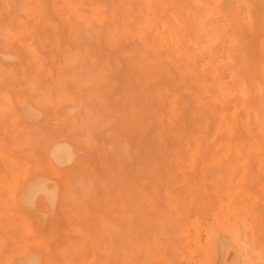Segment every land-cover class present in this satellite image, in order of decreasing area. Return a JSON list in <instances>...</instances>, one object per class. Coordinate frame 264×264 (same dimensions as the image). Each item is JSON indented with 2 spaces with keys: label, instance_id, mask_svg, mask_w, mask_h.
<instances>
[{
  "label": "bare ground",
  "instance_id": "1",
  "mask_svg": "<svg viewBox=\"0 0 264 264\" xmlns=\"http://www.w3.org/2000/svg\"><path fill=\"white\" fill-rule=\"evenodd\" d=\"M74 1L77 3L79 1V5H81V3L84 4L86 2L84 4V5H86V10H85V8L83 9L82 7H80L81 9L78 6L76 7V8H79V11H81L83 9L82 11L85 14L84 13H78L77 11H74V8H75V7L73 8V6H75ZM74 1L73 0H32L34 7H35V10H36L34 15H35L38 27H39L38 29L40 31V35L38 34L39 38H38L37 47L34 51L35 55H33L32 58L34 60L36 59L37 68H38L39 73L41 75H43L42 77L50 79L52 81L51 83H53V87L55 85L57 88L56 94H60V97L56 98L54 103L57 107L62 109V114L57 115L60 112V110H58V112L55 113L56 114L55 115L56 120H59V122H66V124L64 123L63 125H67L68 121L69 122L71 121L70 118H72V117L75 118L76 116H78L77 113H79V111H76L77 113H75L74 115H71L72 117L68 116V114H70V112H72L73 110L77 109L83 103V99H81V94L79 92H81V89L86 88L89 91H93V92H90L92 94H89L91 96L95 93H98V96H97V94L95 95V96H97V98H99L98 99L99 101H97L98 105H96V106H98V107L100 106L98 108V111L96 112V116L98 118V121H100L102 119L101 117H103V115H104V116H106L104 118H105L107 124H109L113 121H114V123H113L114 126L117 124L115 126L116 129L118 128L117 132L113 128L111 129L110 128L111 126L108 128L105 127V131L102 128L103 129L102 131L104 133L110 132L111 130L116 133L115 135H113L114 133L111 135L112 139H111L110 145H111L112 152H113L111 157L116 158L120 170L121 169L122 170L124 169V171L130 170L129 174L131 173V175L134 174L135 176L134 177L129 176L128 172L127 173L124 172L125 174L123 173V175L128 174L126 176H129V178L126 176L122 177L120 179H119L120 176L114 178V181L112 184L113 188H112L111 193L108 194V199L106 201V205H105L104 212H103V215H106L108 217L107 219H113V220L115 219L117 221V223L116 222L115 223L120 225L119 224L120 221H122L123 219L126 220V218L128 221L130 218L129 216L133 215L130 213H133L135 210L132 212V210L130 209L131 212H129V207H127L128 205H131L136 199L135 180H136L137 173L135 174L132 172L137 171L139 173L140 170L145 169L146 166L149 167L150 163H147L146 161H144L145 158H147V157L150 158V156H151L152 159H154V160L159 159L158 163L161 160L160 159L161 155H159V154H162L163 158H164L163 154H166L169 157L174 156V157H178V158H180V156H184V157L185 156L186 157L198 156L199 157L200 155L203 154L202 157L204 159V156L208 155V154L211 156H213V155L215 156L216 154H218V155L220 154L224 157H231V156H243V157H245L248 155H252L254 153L264 157V0H205V3L208 6H210V7H207L208 10L213 11V12L215 11V12L212 14L209 12L205 16L199 17V18H200V20L206 19L208 22L209 28H206L204 26V24L201 25L202 22H200V26L189 25L190 23L188 24L187 19H188V21L190 19L196 20L198 15L197 14H189V15L185 14V16L184 15L183 16L184 17L187 16V17L186 18L182 17V18H184V20L186 19L185 21L187 23H185V25L186 24L189 25L188 27H187V25L185 26V31H184L183 27L181 26V19L179 18L178 15H174L171 17L166 16L167 10H171V9L168 8L167 10H165L164 13H165L166 17L164 19H163V16L159 17V15L157 13L158 1L157 2H151V3H145L144 7L142 5V8H141V6L138 7V4L141 5L143 3L141 0H138V1L137 0L127 1L126 0L127 2H125V0H97V4H96L97 7L92 8L93 10H91V11H89L87 9V5L91 6L90 4H93V1L88 0V1H91V3H89V4L87 3L88 1H86V0H82V1L81 0H74ZM175 1L177 2V0H175ZM175 1H173V3H175ZM178 1L181 2L183 0H178ZM186 1H184V4L187 3ZM133 2L136 6V9H135ZM140 2H141V4H140ZM180 2H178V4ZM127 4H129V6H125ZM178 4L175 3L174 6L178 5ZM182 4H183V2H182ZM187 4H189V0H188ZM198 4L199 5L202 4L201 0L198 1ZM11 8H12V6H11ZM138 8H140V9H138ZM173 9L176 10V7ZM6 10L8 11V8L7 9L2 8L0 10V18L4 14V11H6ZM11 10L12 9H10V11ZM177 11H178V9H177ZM7 13H6V15H7ZM142 15L143 16L145 15V16L142 17ZM10 17H11V15H10ZM10 17L8 16V18L6 20L4 19L5 21L3 23L1 22V24H0V61H1V59H3V60L14 59L15 60V58H17V56H18L17 54H13L14 52L13 53L9 52L10 49L8 50V48L7 49L2 48V47H4L5 40L8 42V40H11V39L16 40L17 39V34H16V32H14L15 29H14L13 24H14L16 18H18V17H16V16H14V18H10ZM26 27L27 28H25V29L27 30L28 26H26ZM23 28L24 27L22 25V29ZM106 33H107V36L109 37V39L111 38L112 40L110 39V41H109L107 39V36H105ZM103 36H104V38H103ZM119 36H122V37H119ZM32 38H34V40H36L35 37H32ZM119 38L120 39L121 38H128V40H129V38H132L131 42H129L130 40L127 41L131 45H132L133 41H134V43H137V44H139L140 42L143 43L147 47V49L149 50L148 53H146V51L143 50L144 54L147 55L150 52L151 55L150 54L148 56L142 55L141 57L132 61L130 66L129 65L125 66V67L129 66V68H131L134 71L133 76H131V77L135 78V76H136V78L134 80H137V83H139V84H135V86L136 87L139 86L137 88L141 89V91L139 89H136L134 87V85L131 86L134 88L135 92L137 91V94H135V92L131 93V90H130L131 95L128 96L129 93L127 94L128 98H126L125 102L131 101V102H129V105L124 106V107H120L122 105V102H123V101H121V99H119L120 103H119V101L117 102V100H116V103H114L115 100L114 101L111 100V101H113V102H111V103H113L112 106L113 105H115V106H113L114 109H112V108L110 109V106H108L109 102H107V99L109 97L108 98L105 97L106 98L105 99L103 96H105V94L108 93L107 91H109L114 85V78H117L114 76H115V72L119 71L120 61H118V58H116L115 55H113V53L112 54L106 53V52H103V50H105V47L113 46L115 44L117 45V44L121 43V41L125 40V39H121V41H119L120 40ZM102 39H105V41H103ZM106 39L109 42H107ZM34 40L31 43H34ZM135 40H136V42H135ZM125 42L126 41H123V43L120 44L121 48L123 47V45H125V46L128 45L127 42L126 43ZM15 43L13 44V42H12V45H15L14 48L17 47L16 46L17 44H15ZM221 44L223 46H225L227 51H229L230 55H228V57L222 58L223 56L222 57L217 56L219 54V47L221 46ZM8 45H9V43H8ZM34 46H36V45H34ZM135 46H133V47H135ZM138 46H141V44H139ZM120 47L117 46L116 49H119ZM21 48L22 47H19L18 49H21ZM112 48H114V47H112ZM127 48H128V46H127ZM168 48L178 58L179 57L190 58V56H191L190 54L193 51H195L198 55H200V54L210 55L211 59L213 60L212 62L216 63L218 68H220L222 71L228 72V81H226V83H225L223 81V79L221 78V76L217 75L216 76L217 87H218L217 89H216V85H214V84H213V86H215V87L205 85L203 88V89H205V91H204V93L202 92L204 94L203 95L204 97L202 99V97H201L202 96L201 95L202 94L201 93L202 87L198 86L200 88L199 89L196 86L198 88V90H200V91L197 90L195 95L199 94L201 96L197 97L194 95L193 96L194 98H192V94H191V92H189V90L194 91L195 87L193 84L200 83V82H198L197 80H195V82H194V80H192L193 83L190 82L191 85L190 84L187 85V86L190 85L189 87H192V88L194 87L193 90H192V88L189 89V87L185 86L183 83L188 81V79H192L194 77L196 78V75L198 77L196 79H200L201 77H203L202 76L203 74H201V76H198V74H197L198 73L197 72L198 71V65H196L197 63H194L192 65L187 64L189 66L195 65L194 67H195V70H197V71L193 70L194 67H192V68L187 67V65L185 66V65H183L184 63H182V64H180V65H182V66H180V69L182 68L181 71H183V69L186 70V68H187V70L185 71V73H183V72L180 74L177 73V75L179 76V79L176 78L174 75L175 74L174 69L173 68H172L173 70L169 69V67H170L169 66V60L167 59V57H165V56L169 55V54H167L168 52L165 53V55H164L165 49H168ZM49 49L50 50L52 49V53L50 55V58L54 59L51 61L53 64L52 67H47L46 65L49 62L45 63V61H44L48 57L46 55H47V53L50 52ZM140 49L142 50V48H140ZM152 53H153V55H152ZM118 55H120V54H118ZM170 55H172V54H170ZM193 56H195V55H193ZM97 57H99V59H102V60H100L102 64L101 63L100 64L101 65L104 64V66H105L104 69L106 71L100 70V72H98V73H95V74L93 73V76L86 74L87 72L83 71L85 69L84 67H86L89 70L91 67H94V66H95L94 70L97 66L99 67V63H98V65L96 63V62H99V59H97ZM168 57H170V56H168ZM19 58H21V57H19ZM218 58H220V59H218ZM95 59H96V62L92 63L91 67L85 66L87 64H90L89 62H91V60H95ZM124 59H126V58H123V60ZM172 59H170L171 61H173V62H171V65H173V63H174V57H172ZM10 62L7 64L12 63V62L11 63ZM15 62L17 64V60ZM175 63H177V62H175ZM5 64H6V62H5ZM58 64H60L59 66L62 65L61 67H63V68L62 69L60 68L59 73H56V76H55V73H53V72H55L53 66L58 65ZM126 64H127V62H126ZM175 65L176 64H174L173 66H175ZM1 66H2V64L0 65V67ZM104 66H102V68ZM183 67H185V68H183ZM122 68L125 70L124 66ZM90 71L93 72V68H91ZM171 71H173L174 74H172ZM194 71L197 73H194ZM83 73L86 74L87 81H85L86 79L85 80L83 79L84 81L80 84H78V82H77V84H78L77 85L76 81L79 80V76ZM123 73H125V71ZM189 73H193V74L190 75ZM187 74H189V75H187ZM41 75L38 78L39 81H41V78H42ZM116 75H117V73H116ZM121 75H123V74H121ZM137 75L138 76L141 75V76L138 77ZM192 75H193V77H192ZM119 76H120V74H119ZM88 78H91V79L88 80ZM120 79H122V78H119L118 80H120ZM118 80H117V82H118ZM123 80H125V79H123ZM208 80H209V78H208ZM80 81H82V79H80ZM141 81H142V83H140ZM211 81H213V80H211ZM132 82H134V81L132 80ZM126 83L127 82H125V84ZM120 84H122V82L118 83V85H115V86H118V87L120 86L122 89L123 85H120ZM181 84L184 85V87H180L179 85H181ZM49 85H51V84H49ZM127 85H130V84H127ZM142 85L145 86L146 90ZM197 85H200V84H197ZM115 86H114V88H115ZM43 88L44 87H42V90H40L42 93H44ZM129 88L127 86V89H129ZM116 89H117V87H116ZM212 89H213V91H211ZM187 90L189 93L185 92ZM215 90H217V91H215ZM123 92H124V90H123ZM215 92H217L216 95L218 96V98L221 97V99L226 100L228 103H230L232 105L234 111L232 112L231 116H227L226 114H223L221 112L218 114V111H220V109H221L220 108L216 114H215V112H213V114H215V115H214L213 119L211 120V123L207 122L205 124V123H203V121L205 119L203 116V113H205L204 115H207L205 108L209 107V109H211L213 107L210 108V106H212L210 104L212 102H213V105L216 103V101H214L212 98V96L214 95L213 93H215ZM7 93H8V91H6V90L0 91V109L1 110H4V109L5 110L6 109L11 110L15 106L14 108L18 109V107H19L20 108L19 110H23L25 112V115H23V116L21 114H19V115H21V118L26 119L24 121L25 123H23V120L21 118H19V119H21V121L18 119L19 123L20 124L23 123V124L19 125L18 120H17V124H16L17 128L18 127L20 128L24 124H26L27 120H33V121L38 120V123H39V117H40V115H42V114H40V113H42V109H41V107H39V105H36L35 103L33 104L31 101L29 102V100L22 99L21 95L17 96L15 99L8 98V102H7L5 100ZM16 93L18 94V92H16ZM84 93H86V92H84ZM99 93L103 94L101 97V100H100L101 95ZM125 93H123V95H125ZM22 94H24V93H22ZM118 94H122V93L118 92ZM118 94H117V97L119 96ZM136 95H138V96H136ZM216 95H214L213 97H216ZM85 96H86V94L84 95V98L86 99ZM125 97L126 96H124V98ZM24 98H26V97H24ZM120 98H121V96H120ZM204 100H206V102ZM52 101H53V99H52ZM101 101H102V103L103 102L104 103L99 104ZM106 102H107V105L104 106V108H103L102 106L105 105ZM84 103L86 105L89 104V102L88 103L84 102ZM111 103H109V104L111 105ZM117 103H119L118 106L116 105ZM83 104L81 106H83ZM101 107H102V109H100ZM214 107L215 108L217 107L216 109H218L219 105L214 106ZM81 108H84V106ZM81 108H80V112H81ZM117 108H119V109H117ZM64 109L67 110L68 114H65ZM238 109H242L245 113V121L244 122H240L237 119L236 114H237ZM222 112H223V110H222ZM47 113L49 114V112H47ZM99 113H101L102 115H100ZM196 113L199 114V116ZM207 116L209 117V115H207ZM99 117L101 118L100 120H99ZM15 118H16V116L14 114H12V119H15ZM187 119H188V121L192 120L191 122H193L195 125H193V126H192V124L189 125L190 122H187ZM200 120L202 123L200 122ZM98 121L96 123H98ZM115 121H116V124H115ZM186 122L189 124H186ZM31 123H32V121H31ZM33 123H35V122H33ZM71 123H72V127H73V125H75V124H73V122H71ZM96 123L93 124V126H96ZM28 124H30V123H28ZM98 124H100V122ZM1 125H2V123H1ZM152 125H155L157 128L159 126L158 130H160V131L158 133L156 131L157 129L154 130V131H156V133L158 135H156L154 133L152 134L154 136L151 135L152 137H154V138H152L154 141L156 139L157 140L159 139V140L155 141V142H152L153 140L150 141V143L152 142V145L150 144L152 147H149V146L147 147V144H146V147L149 148V149L145 148L148 150V151L146 150V152H145V149L141 150V148L140 149L137 148L138 151L134 155V153L131 151V146L133 147V145L135 146L137 144H141V141L143 140V138L145 140V141H143V143L145 145L146 136L150 135V134H148V131L150 133V131L152 129L150 126H152ZM39 126L42 127V125H39ZM98 126H100V125H97L96 129H99ZM188 126H191L193 128L190 130V128H188ZM16 127H15V129H17ZM62 127L65 128L64 126H62ZM30 128L31 127H29V129ZM63 128L61 131L59 130L58 132H64L66 128L65 129H63ZM245 128H250V129H256L257 128L259 130L261 129L260 130V135H261L260 138L262 141L252 142L250 140V136H248V135H246L247 139L243 138L242 133H243ZM109 129H111V130L109 131ZM48 131L49 130H47V132ZM22 133H24V132H22ZM58 134L55 133V137H58V136L62 137V135H58ZM135 137L142 138V139H140L141 140L140 142H139V140H136L137 144H134L135 143L134 142ZM133 138H134V141L131 140ZM256 138H258V137H256ZM55 139L58 140V138H55ZM150 139H151V137L149 136V140ZM62 140H63V142L61 143L59 141L57 142L56 140H55L56 141L55 142L53 139L52 143L43 146L44 150H39V151H35V152L31 151L30 152L27 160L30 162V164L31 163L32 164L29 167H27L26 172H27V175L29 173H31L33 175L39 176V180L37 183H32L30 185L26 184L27 183L26 180L23 181V184L20 185L21 187H19L22 189H21L20 200L18 202L20 204L24 205V207L28 206L29 208L33 207L36 203H37L36 205L39 207H40V205L42 206L44 203L47 205L46 209H44L43 207H40V208L41 209L43 208L44 210L42 209V211H44V212H45V210H46V212L47 211L50 212V215H51L54 212V210H56V208L58 209V207L61 205V204H59L60 202L58 203L57 194L55 192L57 190V188H60L62 190V193H64V196L62 194V197H64V203H63V200L61 203H63L64 206L66 205L65 209L67 207H72V208H69L67 212L72 213L75 209H77L79 211L78 212L75 211V213H78V215H80V212L82 213L83 211H80L81 207L79 209L77 207H75L77 200H76V202H74V200H75L74 198L76 197L78 199V197L81 196V195H79L80 193H79V189H78V187L81 186L79 183L80 182H81V184L84 182L86 183V181H84V179H81L82 181H79L78 179H76L77 176H79V175H76L75 176L76 178H75L73 176L74 174L72 175V173L69 172V171H71L70 169H66V170H68V172L71 173V175L68 174V172L66 173V175H64L57 168L64 166V165H67V163H71L73 161H74L73 165L78 164L80 162V159L83 158V156H82V158L78 159L79 161L74 160V159H76L74 157V153H73V147L74 146L70 145L67 141H64L65 139L62 138ZM168 140L169 141L171 140L170 143H168ZM244 140H247V142H244ZM132 141H133V143H132ZM182 142H184V144ZM147 143H149L148 140H147ZM184 146H186V147H184ZM136 147H139V145ZM154 151H156L157 155L159 156L157 159L153 158V157H155L154 154L156 153ZM32 154L34 156H37V157H34V156L32 157ZM43 154L49 155V158H50L49 163H45L44 161H41V160H43L42 158H44ZM93 154H94V152H93ZM81 155H82V153H81ZM83 155H84V158L85 157L88 158V156H85L86 155L85 153ZM31 157L33 158V160H34V158H35V160L37 158L38 159L36 161L35 160L34 161L29 160V159H31ZM202 157H201V159H202ZM134 158H136L135 159L136 161L134 160ZM182 158L183 157H181L180 159H182ZM183 159H182V161H184V162L182 164L185 163V160H183ZM222 159L223 158H220L221 163H222ZM88 160H89V158H88ZM137 160L142 161V163H137L138 162ZM172 160H173V158L171 159V161ZM177 160H179V159H177ZM233 160H235V158H233ZM81 161L83 162V160H81ZM147 161H149V160H147ZM161 161H163V160H161ZM166 161H167L166 163H168V160H166ZM179 161H181V160H179ZM82 162H80V163H82ZM230 162L231 161H229V163H228V161L227 162L225 161L224 164L225 165L230 164ZM90 163H91V161H90ZM134 163H137V164L134 165ZM161 163H164V162H161ZM166 163H165V165H166ZM87 164H88V166L92 165V163L91 164L87 163ZM87 164H84L85 168H84V165L79 164L85 169V172L82 171V173H81V171L77 170V169H76V171H78V172L80 171L79 174H82V176L88 174L87 171H88L89 167H87ZM138 164L142 165V166L140 167V169L136 170V168L139 167ZM133 165H134V167L137 166L136 168H134V171H133ZM178 165L181 166L180 163H178ZM215 165H213V166H215ZM223 165L219 166L220 168L222 166V168H223V169L221 168L222 170H224L226 166H228V168H230V166H232L231 164H230V166L229 165L223 166ZM234 165H236V164H233V166ZM246 165H248V164H246ZM249 165L252 166V164H249ZM114 166L118 167L116 165H114ZM77 167L78 166H76V168ZM82 167H80L81 170H83ZM148 167H146V168L148 169ZM215 167L217 168V166H215ZM66 168H69V167H66ZM156 168H157V166H156ZM162 168H163V166H161L160 169H162ZM168 168H169V166H168ZM194 168H195V166H194ZM196 168H197V165H196ZM209 168H211V167H209ZM220 168H218V169H220ZM228 168H227V171L229 172ZM71 169H72V172L75 170L74 167ZM147 169L144 172H146ZM218 169H217V171H218ZM117 170H118V168H117ZM122 170H121V172H122ZM149 170L147 172L150 175ZM166 170H169V169H167V167H166ZM248 170H250V169H247V171ZM163 171L164 170H162L160 172H163ZM172 171H173V169H172ZM215 171H216V169H214V172ZM252 171L254 173V170H252ZM142 172H143V170H142ZM142 172H140L141 175H143V173H144V172L143 173ZM222 172H224V171H222ZM158 173H159V171H158ZM89 174H90L89 177L92 176L91 173H89ZM92 174H93L92 178L93 177L95 178L94 175H96V172H94V170L92 171ZM166 174L167 173H165L163 175H166ZM246 174H248V172ZM27 175L25 177L26 179L28 177ZM190 175H191V173H190ZM257 175H256L255 179H257L258 177L264 178L263 177L264 173L261 176H260V174L258 176ZM68 177L70 179H68ZM85 177H87V176H85ZM138 177H140V176L138 175ZM71 178L72 179L75 178L76 180L79 181L78 185L76 184L77 186L74 185L76 187V189H78L77 192H76V190H74L75 187L72 188V184H75V183H73V180ZM92 178H90V179H92ZM134 178H135V180H134ZM161 178H162V176H161ZM75 179H74V181H75ZM99 179L100 178H98V175H97L96 181ZM153 179L154 178H152V180ZM155 179H158V177H156ZM162 179H164V177ZM49 180H51V182L53 181V183H54L53 191H52V189L50 190L47 187V183ZM93 180H95V179H93ZM93 180L90 181L88 179L87 183H86L87 186ZM137 180H138V178H137ZM214 180H215V178H214ZM217 181H218L217 184L219 185L220 180H217ZM246 181H247V178H245L244 183H246ZM51 182H49V183H51ZM95 182L94 181L92 182L94 186H95ZM102 182H100V183H102ZM141 182H142V180H141ZM155 182L153 181V185ZM160 182H161V180H160ZM92 183L90 185H92ZM140 183H138V185H137L138 187L140 186ZM172 183H174V182H172ZM86 184H83V186H86ZM97 184H98V182H97ZM161 184H162V182H161ZM147 185H148V183H147ZM149 185H148V187H149ZM87 186H86V188H87ZM97 186H95V188ZM141 186H142V184H141ZM181 186H182V184H181ZM97 188L100 189L99 186ZM142 188L143 187H141V189ZM143 189H145V188H143ZM87 190H88V188L86 189V191ZM81 191L82 190H80V192ZM89 191H90V189H89ZM89 191H87L88 194H89ZM98 191L95 190V192H98ZM84 192H85V190H84ZM77 193H79V194H77ZM216 193H215V195H216ZM76 194L79 196L77 197ZM74 195H76V196L74 197ZM185 195H187V194H185ZM210 195H208V198ZM82 196H84V195L82 194ZM189 196H191V195H189ZM88 197H89V195H88ZM203 197L204 196L201 195L202 200L204 199ZM84 198L86 199V195ZM210 198H211V196H210ZM199 200H200V198H199ZM186 201L188 202V200H186ZM38 202L40 203V205ZM16 203H17V201H16ZM81 203H83V201H81ZM81 203L77 202V204H81ZM185 203L183 201V204H185ZM188 203H190V202H188ZM201 203H203V201ZM207 203H208V201H207ZM193 204H194V202H193ZM194 205L196 207L197 204H194ZM204 205L205 204L203 203V206ZM73 206L75 207L74 210H73ZM79 206H82V204ZM207 206H209V205H207ZM61 207H59V209ZM175 207H177V206H175ZM175 207L173 209H175ZM190 207H192L194 209L193 205H190ZM198 207H199V205H197V208ZM200 207H202V204L200 205ZM204 207H205L204 210H202V208H200L201 212L202 211L205 212L206 206H204ZM192 208H189L190 209L189 211H192L194 213L195 211L191 210ZM41 209H39V210H41ZM209 209H210V207H209ZM218 209H220V206H219V208L217 207V210ZM23 210H24V208H23ZM81 210H83V209H81ZM178 210H179V208H178ZM195 210H196V208H195ZM20 211H22L21 208H20ZM88 211H90V210H88ZM90 212H92V211H90ZM201 212H198V213L201 214ZM24 213H26V212H24ZM33 213H35V211H33ZM41 213H43V212H41ZM64 213H66V212L64 211ZM75 213H72V214H75ZM176 213H177V211H176ZM189 213H191V212H189ZM205 213H203V215ZM212 213H214V209H213ZM215 213H216V211H215ZM31 214H28V216L25 215L26 218L28 217V220L25 219V222L27 220V222H30L32 224L31 218L33 215H31ZM83 214H85V211L83 212ZM83 214H81V215H83ZM86 214H87V212H86ZM38 215L39 214L37 213L36 218L39 217ZM58 215H60V214H57V215L54 214L53 218H55V217L61 218V216H58ZM66 215L69 216V214H66ZM87 215H89V214H87ZM209 215H211V214H209ZM34 216H35V214H34ZM211 216H209V217H211ZM215 216H217V215H215ZM215 216H213V217H215ZM188 217H191V215ZM213 217H211V218H213ZM56 218H55V220L57 221ZM74 218L75 217L67 218V221H69L71 219L72 223H73ZM87 218H89V217H87ZM199 218H201V217L198 216V219L195 217L196 220L194 219L193 221H195V223L200 222L201 220ZM40 219H41V217H40ZM47 219H46V222L48 224L52 223V222L48 221ZM77 219L78 218H76V220ZM191 219H192V217H191ZM58 220H59V218H58ZM79 220H77L76 223H78V221H79V223L87 224V223H85L87 220H85V222L81 221V219H79ZM63 221H64V219L62 221H60V223H62ZM89 221H91V219ZM127 221H126V225H125V221L123 223L121 222L122 223L121 225L127 226L128 222H130L128 224H131V225L133 224V222L131 223L132 220H129L128 222ZM58 223H56V224H58ZM222 223H224V221ZM244 223L246 225V222H244ZM56 224L54 223L55 226H53L54 229H52L53 236L55 239L51 237V239H53V241L50 242L51 244L47 243V245H45V244H43L45 242H43L42 244L40 243L41 244L40 247H39V245H36L35 246L36 249L34 248V246H30L33 248H28L29 246L28 247L25 246L23 251H22L21 257L19 258L20 260H22L21 264H61V262H58V260H56V258H58V256H59V254L62 255V257H63L62 260L64 259V261H65V262L63 261L62 264H84L85 263L84 261H86L88 258L91 259V257L89 256V255H91V251L90 252H88V251L90 249H92L94 251L95 248H96V250H95L96 254H97V252H101L102 261L99 258V262L101 264L102 263L103 264H135V261H137V259L135 260L132 248H131V250H132L131 252L124 253L120 256L119 255V249L114 246L116 243H114V245L112 244V245L107 246V247L106 246H102V247L98 246V248L100 247L99 248L100 250L97 249V247L95 245H94L95 248H93L92 244H95L97 242V240L94 243H93V240H92V242H90L91 237L90 238L87 237L88 233L86 235L87 238L85 237V240H86V241H84L85 243L81 242V240H80V243L84 244V245H82L83 248H85L87 245V249L86 248L84 249L87 251H85V252H83V250L81 251L80 249H83V248H81L82 246L77 247V245L72 246V247L69 245L64 250V249L60 248V247H62V245H60L59 243H58L59 244L58 245L56 243L58 240L57 236L59 234V231L57 230V228L59 229V227H57L58 225H56ZM70 224H71V222L69 221L67 225L69 226ZM87 225H89V224H87ZM131 225H129V227ZM134 225H136V224H134ZM184 225L186 226V224H184ZM188 225H189V223H188ZM23 226L26 227V228L23 227L24 230L25 229L27 230V228H29L26 223ZM68 226H66V227H68ZM70 226H73V225L71 224ZM224 226H225V224H224ZM31 227H34V224ZM36 227L38 228L37 224H36L35 228L32 229L33 233L37 232L39 230V229L36 230ZM73 227H76V226H73ZM92 227H90V228L93 229ZM131 227H133V225ZM243 227H244V225H243ZM85 228H86V226H85ZM122 228L124 230L125 227H122ZM185 228H187V227H185ZM45 229H46L45 227L42 228L40 230V232L41 231L44 232V231L48 230V228L46 230ZM131 229L132 228H130V230ZM253 229H254V227H253ZM24 230L22 229L21 232H24ZM50 230H51V228H50ZM66 230H67V234L70 235L71 233L69 232V230L68 229H66ZM186 230L188 231L189 234L197 235V226H195L194 224L193 225L191 224L190 227H188ZM83 231H85L84 227H83ZM87 231H89V230H87ZM135 231H132V232L134 233ZM245 231H248V230L246 229ZM52 232H51V234H52ZM46 233H48V232H46ZM79 233H81V230L78 231V234ZM125 233H128V232H125ZM141 233L143 234L144 231L142 230L140 232V234ZM254 233H256L255 230L253 231V234ZM56 234H57V236H56ZM85 234H86V232H85ZM23 236H25V232L23 233ZM47 236H46V239L49 237V236L48 237ZM61 236H63V235H61ZM129 236H132V235H129ZM136 236H135V238H136ZM197 236H199V235H197ZM64 237H66L68 239L70 238V240L73 239L72 237H69V236H63V238ZM127 237H128V235H127ZM254 237H252V238H254ZM66 238L64 240L65 242L68 241V239H66ZM81 238H83V236H81ZM132 238L133 237H131V239ZM246 238H247V236H246ZM24 239L28 240L29 238L24 237ZM46 239H44L43 241H45ZM61 239L59 238V240H61ZM250 240H249V242L252 243ZM64 241L62 244H66ZM183 242H185V241L183 240ZM53 243L55 245H53ZM172 243L173 242L169 243V246L172 245ZM88 244H90V245H88ZM184 246L188 248L187 243L184 244ZM258 246L259 245H257V248H258ZM142 247H143V245H142ZM142 247H141V249H143ZM170 247H172V246H170ZM253 247H255V245ZM67 248H68V250L71 248L69 252L66 251ZM33 249L38 250V251L40 250L43 254H45L44 257H42L43 255L41 256L39 254H35L36 251H34ZM255 249H254V251H255ZM262 250H264V249L262 248ZM151 252H152V250H151ZM57 254H58V256H57ZM87 255H88V257H87ZM97 255L94 254V257H96ZM101 255H100V257H101ZM83 257H85V258H83ZM140 257L142 258V256H140ZM214 257H215V255H214ZM263 257L261 256V258H263ZM244 259H245V257H244ZM97 261L98 260H96V262ZM94 262H95V260H94ZM99 262H97L96 264H98ZM90 264H91V262H90Z\"/></svg>",
  "mask_w": 264,
  "mask_h": 264
},
{
  "label": "rangeland",
  "instance_id": "2",
  "mask_svg": "<svg viewBox=\"0 0 264 264\" xmlns=\"http://www.w3.org/2000/svg\"><path fill=\"white\" fill-rule=\"evenodd\" d=\"M86 1H88V0H86ZM91 1H93V4H90L91 6L87 5V9L89 11L93 10L92 8L97 7L96 6L97 0L96 1L91 0ZM91 1H88L87 3L89 4V3H91ZM127 1H129V0H127ZM127 1L125 0V2H127ZM131 1H133V0H131ZM141 1L143 3L141 4V2H140L141 5L138 4V7L141 6V8H142V5L144 7L145 3H151V2H157L158 1L157 13H158L159 17L163 16V19H164L166 16L171 17L174 15H178L179 18L181 19V26L183 27L184 31H185L186 25H187V27L189 25L200 26V22H202L201 25L204 24V26L206 28H209L207 20L206 19L200 20L199 17H203L206 14H208L209 12L211 14L215 12V11L213 12V11L208 10L207 7H210V6H208L205 3V0H201V3H202L201 5L198 4L199 0H189L190 5L187 4L188 0L187 1L183 0L181 2L178 0H177V2L175 0H141ZM173 1H175L176 4H178V2H180V3L178 5L174 6L175 3H173ZM184 1H186L187 3L184 4ZM182 2L184 5L182 4ZM76 3L77 2H75L74 3L75 6H73V8L75 7L74 11H77L78 13H84L82 10L84 8L86 10V5H84L86 2L84 4L81 3V5H79V1L77 4ZM133 4H134V2H133ZM11 6H12V8H11ZM77 6L79 8L82 7L83 9L81 11H79V8H76ZM125 6H129V4H127ZM134 6H135V4H134ZM175 7H176V10L173 9ZM2 8H5V9L8 8V11L7 10L4 11V14H3L4 16L2 15L0 18L1 19L0 24H1V22L3 23L8 18V16L10 17V15H11L10 18H14V16L18 17V18H16V20L13 24L14 29H15L14 32H16V34H17V39L16 40L11 39V40H8V42L5 40L4 47H2V48H4V49L8 48V50L10 49L9 52H12V53L14 52L13 54H17L18 56L16 55L17 58H15V60L14 59H12V60L1 59L0 65L2 64V66L0 67V73H1L0 74V91H2V90L8 91L9 94L7 93V96L5 97V100L7 102H8V98L15 99L17 96L21 95L22 99L29 100V102L31 101L33 104L35 103L36 105H39V107H41V109H42V113H40L42 115H40V117H39V123H38V120H36V121L27 120L26 124L23 125L25 128L22 126V127H20L21 128L20 129L19 127L18 128L16 127L17 126L16 125L17 120L19 118H21V115L22 116L25 115V112L23 110H19L20 109L19 107H18V109L14 108L15 106L11 110H9V109L1 110L0 109V264H21L22 260H20L19 258L21 257L22 251H23L25 246H27V247L29 246L28 248H33L30 246H34V248H35L36 245H39V247H40L43 242H45L43 244L47 245V243H50L51 241H53V239H51V237L54 238L52 229H54V227H53V226H55L54 223L56 224L58 222L59 223L56 225H58L57 227H59V229L57 228V230L59 231V234H58V236L56 234L57 239H58L56 243L57 244L59 243L60 245H62V247H60V246L59 247L64 249V250L69 245L71 247L76 246V245H77V247H81L82 245H84V244L80 243V240H81V242L86 241L85 237L88 233L87 237L88 238L91 237L90 242H92V240H93V243H94L97 240V242H96L97 244L95 243V244H92L93 246L91 245L93 248H95L94 245L97 247V249H99L102 246L107 247V246H110L112 244L114 245V243H116L114 246L119 249V255L120 256L124 253L131 252L132 251L131 248H132L135 260L137 259V261H138V262L135 261V264H138V263L139 264H264V257H263L264 256V252H263L264 250H262V248L264 249V178L258 177L257 179H255L257 174L258 175L260 174V176H261L264 173V157L257 155L255 153L252 155L245 156V157H243V156L224 157L220 154L219 155L216 154L215 156L214 155L211 156L209 154L208 155L204 154L205 155L204 159L202 157L203 154L200 155L199 157L198 156H189V157L180 156V158L181 157L184 158V159L182 158L183 160H185L184 164H182L184 162V161H182V159H180L178 157H174V156L169 157L166 154H163L164 158H163L162 154H159V155H161L160 159L163 160V161H161V160L160 161L164 162V163H161L159 161L160 164L158 163L159 159L154 160V159H152L151 156H150V158L147 157V158H145L144 161H146L147 163H150V165H149V167L146 166V167H148V169L145 167V169H142V170L144 172L146 169L148 171L151 168L149 170L150 175L148 174L147 171H146L147 173L144 172L145 173L144 174L142 172V170H140V172H142L143 175H141V173L140 172L138 173L137 171L132 172L135 174L137 173L136 180L134 178L135 185H136V188H135L136 199L131 205H128L127 207H129V212H131L130 209L132 210V212L134 210L135 211L133 213H130V214H133L132 216L129 214L130 215L129 217L131 219L128 216L127 217L129 218V220H132L131 223L133 222V224H132L133 227H131L132 226L131 224H128L130 222H128L129 220L127 221V218H126V220L123 219L122 221H120V223H119L120 225L116 224L117 221L115 219L114 220L113 219H107L108 217L106 215H103V212H104V208L106 205V201L108 199V194L111 193L112 188H113L112 184H113L114 178L119 177V176H120L119 179L122 177H125L126 175L129 174V171H130V170L124 171V169L123 170L121 169L122 170V172H121V170L119 169L116 158L111 157L112 153H113L111 145H110L111 139H112L111 135L113 133H114L113 135L116 134L111 129L113 128L117 132L118 128L116 129V127H115L117 125L116 121H115V124H116L115 126L113 124L114 121L107 124L106 120L104 118L106 116H104V115H103V117H101L102 119L99 117V120L101 119L103 122L101 120L98 121V118L96 116V112L98 111V108L100 107V106L99 107L96 106V105H98L97 101H99L98 100L99 98H97L98 93H95V94H93L94 96L93 95L91 96L89 94H92L90 92H93V91H89L86 88L81 89V92H79V93L81 94V99H83V103L89 102V104L86 105L85 103L84 104L82 103L84 108H81V107H83V106H81L82 105L81 104L80 105L81 107L79 106L77 109L70 112V114H68L67 110L64 109L65 114H68V116L74 115L75 113H77L76 111H79V113H77L78 116H76V115H75L76 117L74 116L76 119L71 116L72 117V118H70L71 121L70 122L68 121L69 125L68 124L63 125L64 123L66 124V122H59V120H56L55 119V115H56L55 113L58 112V110H60V112L57 115L62 114V109L57 107L54 103L55 99L60 97V94H56L57 88L55 85H54L55 88L53 87V83H51L52 81L50 79L42 77L43 75H41L38 71L36 59L34 60L32 58V56L35 55L34 51L37 47L38 38L40 35V31L38 29L39 27H38V24H37L35 15H34V13L36 11L34 4H33L32 0H0V10ZM168 8L171 10H167ZM10 9H12V10L10 11ZM135 9H136V6H135ZM138 9H140V8H138ZM177 9H178V11H177ZM165 10H167V12H168V13L166 12V16L164 13ZM6 13H7V15H6ZM185 14L186 15L187 14L188 15L189 14H197L198 17L196 20L190 19L188 21V19H187L188 24L189 23L190 24L185 25V23H187L185 21L186 19L184 20V18L187 17V16L184 17ZM144 16L142 15V17H144ZM182 17H184V18H182ZM22 25L24 27L23 28L24 30L22 29ZM26 26H28L27 30L25 29V28H27ZM105 36H107V33L105 34ZM32 37H35L36 40H34V38H32ZM119 37H122V36H119ZM103 38H104V36H103ZM32 39L34 40V43H31V42H33ZM107 39L110 41L111 38L109 39V37L107 36ZM121 39H125L123 41H126V42L129 40H130L129 42H131V40H132V38H129V40H128V38H121ZM121 39L119 41H121ZM102 40L105 41V39H102ZM108 40H107V42H109ZM123 41H121V43H123ZM12 42H13V44L16 42L15 43V44H17L16 48H14L15 45H12ZM135 42H136V40H135ZM8 43H9V45H8ZM121 43H119L117 45L115 44L113 46L105 47V50H103V52H106V53H110V54L113 53V55H115V57L118 58V61H120L119 71L115 72L114 77H117V78H114V85L109 91H107L108 93H106L105 96H103V97L104 98L109 97L107 99V102H109V103L113 102L114 100H115L114 103H116V100H117V102L119 101V103H120L119 99H121V101H123V102H122V105L120 107H124V106H128L129 102H131V101L125 102L126 98H128L127 94L129 93L128 94V96H129V95H131L132 92H135L134 88L131 86L134 85V87L136 89H139V88H137L139 86H137V87L135 86V84H139V83H137V80H134L136 78V76H135V78L131 77V76H133L134 71L131 68H129L130 64L132 61L141 57L142 55L148 56L149 54L151 55V53L149 52V54H147V55L144 54L143 50H145L146 53H148L149 50L141 42L139 43V44H141V46H138L139 44L134 43V41L132 42V45L127 42L128 45H126V46L123 45V47H122L123 49L120 47ZM33 44L36 46H34ZM18 46L22 47V48L18 49L19 48ZM115 46L116 47L118 46L120 48L116 49ZM127 46H128V48H127ZM133 46H135V47H133ZM112 47H114V48H112ZM140 48H142V50ZM51 53H52V49L50 50L49 53H47L46 56H48V57L44 60L45 63L49 62L46 65L47 67H52V65H53L51 61L54 59L50 58ZM165 53L169 54L168 56H170V57L165 56L169 60V66H170L169 69H172V68L174 69L175 74L173 73V71H171V72L178 79H179V76L177 75V73L178 74H180L182 72L185 73V71L187 70V68H186V70L183 69V71H181L182 68L180 69V66H182V65H180V64L184 63L183 65L186 66L187 64L192 65L194 63H197L196 65H198V71L195 70V67H194L195 65H193V66L187 65V67H191V68L194 67L193 70L198 72L197 73L194 71V73H197L198 76H201V74H203L202 75L203 77L200 78L201 80L196 79V78H198L196 75V78L194 77L192 79H188V81L183 83L185 86H187L188 84H190V82L193 83L192 80H194V82H195V80L200 82V83L193 84L195 89H196V90L194 89L195 92L189 90V92H191V94H192V98H194L193 96L196 94V91L198 90V88L200 86L202 87L201 93L202 92L204 93L205 89H203V88L205 85L213 86V84H214V85H216V89H217L218 88L217 87V78H216L217 75H220L225 83H226V81H228V72L222 71L220 68H218L216 63L212 62L213 60L211 59V56L208 54L198 55L195 51H193L190 54L191 56L189 55L190 58H188V57H179L178 58L176 55H174L171 52V50L169 48L165 49L164 55H165ZM118 54H120V55H118ZM170 54H172V55H170ZM152 55H153V53H152ZM193 55H195V56H193ZM228 55H230L229 51H227L225 46H223L221 44V46L219 47V54L217 56H221V57L223 56L222 58H224V57H228ZM19 57H21V58H19ZM172 57H174L173 65L176 64L175 66L171 65V62H173V61H171L170 59H172ZM123 58H126V59L123 60ZM97 59H99V57H97ZM218 59H220V58H218ZM16 60H17V64L15 62ZM100 60H102V59H99V62H96V59L91 60V62H89L90 64L85 65V66L91 67L92 63L96 62L97 65L99 63V67L97 66L95 68V70L97 69L96 71L94 70L95 66L91 67V68H93V72L90 71L91 68L89 70L86 67H84L85 69L83 71L87 72L86 74L93 76V73L95 74V73L100 72V70H102V71L105 70L104 69L105 66H104V64L101 65L102 63ZM5 62H6V64H5ZM9 62L11 64H7ZM126 62H127V64H126ZM175 62H177V63H175ZM59 65L60 64L53 66L54 70H55V72H53V73H55V76H56V73H59L60 68L61 69L63 68V67H61L62 65L61 66H59ZM126 65H129V66L125 67ZM102 66H104V67L102 68ZM123 66H124L125 70L122 68ZM183 68H185V67H183ZM124 71L126 74L123 73ZM116 73L118 76L120 74V76L118 77L116 75ZM86 74L85 73L81 74L79 76V80L77 79L78 81H76V84H77V82H78V84L82 83L85 79H86L85 81H87ZM121 74H123V75H121ZM189 74L191 75L193 73H189ZM189 74H187V75H189ZM40 75L42 77L41 81L38 80ZM139 76H141V75H139ZM192 77H193V75H192ZM119 78H122V79L118 80ZM208 78H209V80H208ZM80 79H82V81H80ZM89 79H91V78H88V80ZM123 79H125V80H123ZM117 80H118V82H117ZM132 80L135 83L132 82ZM211 80H213V81H211ZM121 82H122V84H120V85H123L122 89L120 86L119 87L115 86ZM125 82H127V83L125 84ZM140 83H142V81ZM49 84H51V85H49ZM127 84H130V85H127ZM197 84H200V85H197ZM126 85L128 86V88L129 87L130 88L127 89ZM184 85L181 84L179 86L184 87ZM114 86H115V88H114ZM189 86H187V87H189ZM196 86L197 87L199 86V87L197 88ZM42 87H44L43 88L44 93H42L40 91V90H42ZM116 87H117V89H116ZM143 87L145 88V86H143ZM213 87H215V86H213ZM190 88H192V87H189V89ZM193 88H192V90H193ZM123 90H124V92H123ZM130 90H131V93H130ZM139 90L141 91V89H139ZM145 90H146V88H145ZM198 91H200V90H198ZM211 91H213V89ZM215 91H217V90H215ZM16 92H18V94ZM84 92H86V93H84ZM118 92L122 93V94H118ZM185 92L189 93L188 90ZM22 93H24V94H22ZM123 93H125V95H123ZM203 93L201 94L202 96L199 94L195 95V96H197V97L201 96L203 99V97H204ZM83 94L84 95L86 94V96H85L86 99L84 98ZM96 94H97V96H95ZM117 94L119 95L118 97H117ZM135 94H137V91L135 92ZM213 94L216 95L217 92H215ZM100 95H101L100 96V100H101V97L103 94H100ZM120 96H121V98H120ZM124 96H126V97L124 98ZM136 96H138V95H136ZM213 96H212L213 100L216 101V103L214 105H213V102L210 104V105H212V106H210V108L211 107H213V108H211V109H209V107L205 108L206 113H207V115H209V117L207 115H204L205 113H203V116L205 118L203 123H205V124L207 122L211 123V120L213 119L214 115L217 113V111L220 108L221 109H220V111H218V114L221 112L223 114H226L227 116H231L232 112L234 111L232 105L230 103H228L226 100L221 99V97L218 98L217 95H216V97H213ZM24 97H26V98H24ZM52 99H53V101H52ZM111 100H113V101H111ZM204 101L206 102V100H204ZM107 102L105 105H103V106L101 105V106L104 108V106L107 105ZM101 103H102V101L99 104H101ZM109 103H108V106H110V109L111 108L114 109L113 106H115V105L112 106L113 103H111V105ZM119 103H117L116 105L118 106ZM217 105H219L218 109H216L217 107L216 108L214 107ZM102 107L100 109H102ZM80 108H81L82 113L80 112ZM117 109H119V108H117ZM222 110H223V112H222ZM47 112H49V114ZM213 112H215V114H213ZM11 113L16 116L15 119H12ZM19 114H21V115H19ZM99 114L102 115L101 113H99ZM197 115L199 116V114H197ZM236 115H237V119L240 122L245 121V113L242 109H238ZM21 119L23 120V123H25L24 121L26 119H23V118H21ZM21 119H19V120L21 121ZM19 120H18V123H19ZM31 121H32V123H31ZM97 121H98V123L100 122V124L96 123ZM191 121L192 120L188 121V119H187V122H190V124L187 122H186V124H189V125L192 124V126L195 125ZM33 122H35V123L37 122V123L35 124ZM71 122H73V124H75V125H73V127H72ZM200 122H201V120H200ZM1 123H2V125H1ZM28 123H30L31 125ZM95 123H96V126H93V124H95ZM22 124L19 123V125H22ZM39 125H42L43 128ZM97 125H100V126H98L99 129H96ZM62 126H64L66 129L63 128ZM15 127L17 129H15ZM29 127H31V128L29 129ZM105 127L106 128L110 127L111 129H109V131L110 130L111 131L104 133L102 130L104 129V131H105ZM150 127L152 129L150 128L151 131H150V133L148 131V134H150L149 136L151 137V139L149 140V136H146L145 145L143 143V141H145L144 138L142 141L140 140L142 138H137V137H135V141H134V138L131 139L135 142L134 144H137L136 140H139V142L141 141V144H137L135 146L133 145V147L131 146V151L134 153V155L138 151L137 148L138 149L141 148V150L142 149L144 150L148 146L152 147L151 146L152 142L159 140V139L158 140L156 139L154 141L152 139V138H154V137H152V136H154V135H152L153 133L158 135L157 133L160 131V130H158L159 126H158V128L155 125H152ZM62 128L65 129V131L63 130L64 132H58L59 130L61 131ZM188 128H190V130H191L193 127L188 126ZM155 129H157L156 130L157 133H156V131H154ZM47 130H49V131L47 132ZM260 130L257 128L256 129L245 128L243 133H242V137L247 139L246 135H248V136H250V140L252 142L262 141L260 138V136H261ZM21 131L24 133H22ZM55 133H57V134L59 133L58 135H62V137H60V136L55 137ZM255 136L258 138H256ZM55 138H58V140ZM62 138L65 139L64 141H67L70 145L74 146L73 147V153H74V157L76 158L74 160L79 161L78 159L82 158V156H83V158L80 159V162H82L81 160H83V162L82 163L79 162L78 164L73 165V162H74L73 161V162H71L72 164L67 163V165L58 167L57 169L64 175H66V173L68 172V170H66V169H70L71 171H69V172H71L72 175L74 174L73 175L74 177L76 175H79V176H77V178L75 177L76 179H78L79 181H82L81 179H84V181H86V183H87L88 179L90 181L95 179V180H93L95 182L97 175H98V178H100L99 180H97L95 182V186L98 185L100 187V189L97 188L98 186L95 188V186L92 183L93 181L92 182L89 181L90 184L92 183V185H90L88 183L89 185L87 186V184L85 182L81 184V182L79 183V181L76 180L75 178H74L75 181H74V179L71 178L73 180V183H75V184L71 183L72 188L77 186L78 183L81 185L78 187L80 194L77 193L81 196L76 194L77 197L79 196L77 199L75 197L76 195H74V197H75L74 202H76V200L78 203H81V201H83V203H81L83 207L79 206L81 204H77V202H76V206L75 205L74 206L77 207L78 209L81 207L80 211H83V212L85 211V214H83V212L82 213L80 212V215H78V213H75V211L78 212L79 210L75 209L74 206H73V210L74 209L75 210L72 213H75V214L67 212L68 209L72 208V207H67L65 209L66 205L65 206L63 205L64 197H62V194L64 196V193H62V190L60 188H57V190L55 192L57 194L58 203L60 202L59 204H61L59 207H61L62 205L64 207L62 206L63 207V208L61 207L62 209L61 208L59 209V207H58V209L56 208V210H54V212L51 215H50V212L47 211L48 212L47 213L46 210H45V212L47 214L44 211H42L43 208L46 209V207H47V205L44 203L41 206L40 203L38 202L40 207H43L41 209L39 206L36 205L37 203L33 207L29 208L28 206L24 207V205H22L18 202L20 200L21 189H22L19 187H21L20 185L23 184V181L26 180L27 183L26 182L25 183L27 185H30L32 183H37L39 180V176L33 175L31 173H29L27 175V172H26L27 167H29L32 164V163L30 164V162L27 160L30 152L31 151L35 152V151H39V150H44L43 146L52 143L53 139H54V141L56 140L57 142L59 141L62 143L63 142ZM147 140L149 143H147ZM133 141H132V143H133ZM150 141H152V142L150 143ZM170 141L168 140V143H170ZM244 142H247V140H244ZM182 143L184 144V142H182ZM146 144H147V147H146ZM138 145H139V147H136ZM184 147H186V146H184ZM147 149H149V148H147ZM147 149H145V152ZM93 152H94V154H93ZM154 152H156V151H154ZM81 153H82V155H81ZM84 153L86 154L85 156H88L89 160L91 161V163H92L91 166L90 165L88 166L87 163H89V164H91V163L87 157L84 158V155H83ZM43 155H44L43 156L44 158H42L43 160H41V161H44L45 163H49L50 162L49 155L48 154H43ZM156 155H157V152L154 154L155 157H153V158L157 159L159 157L158 155L157 156ZM33 156L34 155L32 154V157ZM32 157L29 160H33ZM34 157H37V156H34ZM201 157H202V159H201ZM170 158L171 159L173 158V160L171 161ZM220 158H223L222 163L220 162ZM233 158H235V160H233ZM135 159L136 158H134V160ZM177 159H179L181 161H179ZM34 160H35V158H34ZM147 160H149V161H147ZM166 160H168V163H166L167 162ZM137 161H138L137 163H142V161H139V160H137ZM225 161L226 162L228 161V163H229V161H231L230 164L232 166H233V164H236V165H234L232 167V166H230V164H226V165L230 166V168H228V166H226L224 164ZM137 163H134V165ZM165 163L167 166L165 165ZM178 163H180L181 166H179ZM245 163L248 165H246ZM79 164H81V165L87 164V167H89L88 171H87L88 174L84 175L85 174L84 173L83 174L84 176H82V174H79L80 171H81V173H82V171L85 172V169H84L85 165L83 168ZM223 164L226 166L224 170H222L223 169L222 166H221L222 169L219 167L220 165H223ZM249 164H252V166ZM114 165H116L118 167H115ZM134 165H133V171H134V168L137 167V166L134 167ZM160 165L163 166L162 169H160L161 168ZM196 165H197V168H196ZM213 165L217 166V168ZM76 166H78L79 168L82 167L83 170H81V168L79 169L78 167L76 168ZM138 166L139 167L136 168V170L140 169V167L142 165L138 164ZM156 166H157V168H156ZM168 166H169V168H168ZM194 166H195V168H194ZM208 166L211 167L213 170L211 168H209ZM66 167H69V168H66ZM73 167L75 170L73 169L74 171L72 172L71 168H73ZM166 167L169 170H166ZM117 168H118V170H117ZM218 168H220V169H218ZM227 168H228L229 172L227 171ZM76 169L80 170V171L78 172V171H76ZM172 169H173V171H172ZM214 169H216V171H217V169H218V171L219 170L220 171L214 172ZM247 169H250L251 171L250 170L247 171ZM93 170H94V172H96V175H94L95 178L94 177L92 178V176L94 174V173L92 174ZM162 170H164V171L160 172ZM252 170H254V173ZM158 171H159V173H158ZM222 171H224V172H222ZM69 172H68V174L71 175V173H69ZM124 172L125 173L128 172V174L123 175ZM247 172H248V174H246ZM89 173H91L92 176L89 177V175H90ZM165 173H167V174L163 175ZM190 173H191V175H190ZM26 175L28 176L27 179L25 178ZM138 175L140 177H138ZM85 176H87V177H85ZM129 176L134 177L135 175L134 174L131 175V173H130ZM129 176H126V177L129 178ZM161 176H162V178L164 177V179H162ZM156 177H158V179H155ZM263 177H264V175H263ZM90 178H92V179H90ZM137 178L139 181L137 180ZM152 178H154V179L152 180ZM214 178H215V180H214ZM245 178H247L246 183H244ZM68 179H70V178L68 177ZM141 180H142V182H141ZM160 180H161L162 184H161ZM217 180H220L219 185L217 184L218 183ZM153 181L154 182L156 181L154 183V185H153ZM49 182H51V180H49L48 183ZM97 182H98V184H97ZM100 182H102V183H100ZM172 182H174V183H172ZM48 183H47V187L50 190L52 189V191H53V188H54L53 181L49 184ZM138 183H140V186L142 184L141 187H143L145 189H143V188L141 189L140 186L138 187L137 186ZM147 183H148V185L150 184L149 187H148ZM83 184H86V186L88 188L87 191H89V189H90L89 194L86 191V189H87L86 186H83ZM181 184H182V186H181ZM78 189H76V187H75L74 190H76V192H77ZM83 189L85 190V192ZM80 190H82V191L80 192ZM95 190H97V191L99 190V191L95 192ZM184 193L187 195H185ZM215 193L217 196L215 195ZM82 194L84 196H82ZM85 195H86V199L84 198ZM88 195H89V197H88ZM189 195H191V196H189ZM201 195L204 196L203 200L201 198ZM208 195H210L211 198H210V196L208 198ZM199 198H200V200H199ZM62 200H63V203H61ZM186 200H188V202H190V203H188ZM16 201H17V203H16ZM183 201H184V203L186 202L185 203L186 205L183 204ZM202 201L205 204L204 206H206V210H207V211L205 210L206 213L204 211L201 212V210H200V208H202V210L205 209V207L203 206V203H201ZM207 201H208V203H207ZM193 202H194V204L199 205V207L197 208V205L195 207ZM199 202L202 204V207H200L201 204ZM189 204L193 205L194 209L192 207H190ZM207 205H209V206H207ZM175 206H177V207L179 206L178 207L179 210ZM219 206H220V209L222 208L221 210L220 209L217 210V207L219 208ZM174 207L176 210L173 209ZM209 207H210V209H209ZM20 208L23 212L20 211ZM23 208L25 211L23 210ZM189 208H192L191 210H194L195 212L193 213L192 211H189L190 210ZM195 208H196V210H195ZM39 209H41V210H39ZM81 209H83V210H81ZM213 209H214V213H212ZM88 210H90L92 212H90ZM33 211H35V213H33ZM64 211L66 213H64ZM176 211H177V213H176ZM215 211H216V213H215ZM24 212H26V213H24ZM36 212L39 214L38 218H36V215H37ZM41 212H43V213H41ZM86 212L89 215H87ZM189 212H191V213H189ZM198 212H201V214ZM203 213H205L204 214L205 216L203 215ZM28 214L33 215L32 218L30 217L32 219V224L30 222H27L28 217L26 218L25 215L28 216ZM34 214H35V216H34ZM54 214H56V215L60 214L58 216H61V218L55 217L57 219V221H56L55 218H53ZM66 214H69V216ZM81 214H83V215H81ZM209 214H211V215L213 214V215L211 216ZM187 215L188 216L191 215L192 219H191V217H188ZM197 215L199 217H201V218H199L201 221L195 223V221H193V220L195 219V217L198 219ZM215 215H217V216H215ZM209 216H211V217L215 216V217L211 218ZM40 217L42 220L40 219ZM73 217H75L74 218L75 220L73 219V223H72L71 219L69 221L71 222V224L73 226H76V227L70 226L71 224L69 226L67 225L69 222V221H67V218H73ZM87 217H89V218H87ZM58 218H59V220H58ZM76 218H78L77 220L81 219V221H83V222H85V220H87L85 223H87L89 225L79 223L80 220L78 221V223H76L77 222ZM25 219H27L26 222H25ZM46 219L52 223L48 224L46 222ZM61 219L62 220L64 219V221H63L64 223L63 222L60 223V221H62ZM88 219L89 220L91 219V221H89ZM124 221H125V225H126V221L128 222L127 226L121 225ZM223 221H224V223H222ZM244 222H246L247 226L245 225ZM25 223L29 227V228H27V230L26 229L24 230V228H23V227H25V226H23V225H25ZM188 223H189V225H188ZM190 223L192 225L194 224L195 226H197V235H199V236L188 233V231L186 229L188 227H190V225H191ZM33 224H34V227H31ZM36 224L38 226V228L36 227V230L39 229L38 230L39 232L37 231V232L33 233L32 229L35 228ZM134 224H136V225H134ZM184 224H186V226ZM224 224H225V226H224ZM129 225H131V226L129 227ZM243 225H244V227H243ZM66 226H68V227H66ZM85 226H86V228H85ZM89 226L90 227L93 226L92 227L93 229H91ZM44 227L46 229L48 228V230L45 229L46 231L40 232V230ZM83 227H84L85 231H83ZM122 227H125L124 230ZM185 227H187V228H185ZM253 227H254V229H253ZM50 228H51V230H50ZM130 228H132V229L130 230ZM245 228L249 232L245 231L246 230ZM22 229L25 232V236H23L24 232H21ZM66 229L69 230V232L71 233L70 235L67 234ZM80 230H81V233L78 234V231H80ZM87 230H89V231H87ZM142 230L144 231V233L140 234V232ZM254 230L256 232V233H254L255 235L253 234ZM132 231H135V232L133 233ZM46 232H48V233H46ZM51 232H52V234H51ZM85 232H86V234H85ZM125 232H128V233H125ZM126 234L128 235V237ZM61 235L69 236V237H72L73 239L70 240V238L69 239L66 237L63 238V236H61ZM129 235H132V236H129ZM46 236L48 237L47 239H46ZM81 236H83V238H81ZM135 236H136V238H135ZM246 236H247V238H246ZM24 237L29 238V239L28 240L24 239ZM131 237H133V238L131 239ZM252 237H254V238H252ZM59 238L60 239L62 238L63 240L62 239L59 240ZM65 238L68 239L67 242L64 241ZM44 239H46V240L43 241ZM183 240L187 243L188 248L184 246V244H186V243L183 242ZM249 240L252 243H250ZM63 241L66 244H62ZM170 241L173 242L172 245H170L172 247L169 246V243H171ZM54 243H53V245H55ZM90 244H88V245H90ZM142 245H143V247H142ZM254 245H255V247H253ZM257 245H259L258 246L259 249L257 248ZM98 246H100V247L98 248ZM141 247L143 249H141ZM81 248H83V246ZM85 248L87 249V245ZM85 248L80 249V250L81 251L83 250V252H85V251H87V250H84ZM70 249L68 250V248H67L66 251L69 252ZM254 249H255V251H254ZM95 250H96V248L94 249V251L92 249H90L88 251V252L91 251V255H89L91 257V259L88 258L86 261H84L85 262L84 264H90V262H91V264H96L97 262H99V258L102 261L101 252H97V254H98L97 255ZM151 250H152V252H151ZM34 251H36L35 254H39L41 256L43 255L42 257H44V255H45L40 250L39 251L34 250ZM94 254L97 256L94 257ZM100 255H101V257H100ZM214 255H215V257H214ZM57 256H58V254H57ZM140 256H142V258ZM261 256L263 258H261ZM85 257H83V258H85ZM87 257H88V255H87ZM244 257H245V259H244ZM62 258H63L62 255L59 254V256H58V258H56V260H58V262H61V264H62L64 261V259L62 260ZM94 260H95V262H96V260H98V261L95 263ZM98 264H101V263L99 262Z\"/></svg>",
  "mask_w": 264,
  "mask_h": 264
}]
</instances>
